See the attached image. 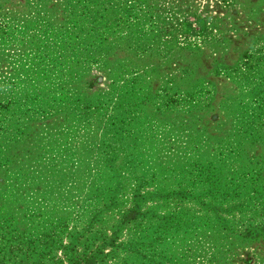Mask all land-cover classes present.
I'll list each match as a JSON object with an SVG mask.
<instances>
[{"label": "rangeland", "instance_id": "374dc122", "mask_svg": "<svg viewBox=\"0 0 264 264\" xmlns=\"http://www.w3.org/2000/svg\"><path fill=\"white\" fill-rule=\"evenodd\" d=\"M0 264H264V0H0Z\"/></svg>", "mask_w": 264, "mask_h": 264}]
</instances>
